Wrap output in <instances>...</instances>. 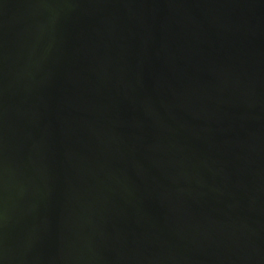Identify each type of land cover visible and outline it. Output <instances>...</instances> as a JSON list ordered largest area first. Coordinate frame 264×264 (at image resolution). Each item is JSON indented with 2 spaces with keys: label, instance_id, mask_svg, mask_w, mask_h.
Listing matches in <instances>:
<instances>
[{
  "label": "water",
  "instance_id": "1",
  "mask_svg": "<svg viewBox=\"0 0 264 264\" xmlns=\"http://www.w3.org/2000/svg\"><path fill=\"white\" fill-rule=\"evenodd\" d=\"M0 264H264V0H0Z\"/></svg>",
  "mask_w": 264,
  "mask_h": 264
}]
</instances>
